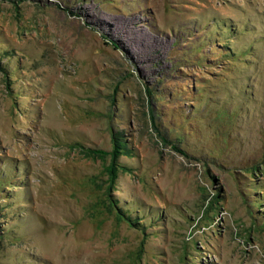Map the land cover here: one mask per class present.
<instances>
[{
    "label": "rangeland",
    "instance_id": "1",
    "mask_svg": "<svg viewBox=\"0 0 264 264\" xmlns=\"http://www.w3.org/2000/svg\"><path fill=\"white\" fill-rule=\"evenodd\" d=\"M0 264H264V0H0Z\"/></svg>",
    "mask_w": 264,
    "mask_h": 264
}]
</instances>
